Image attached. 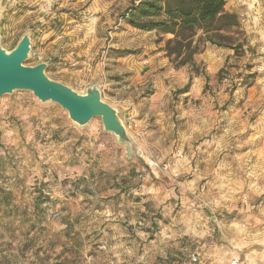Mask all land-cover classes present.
Masks as SVG:
<instances>
[{"label": "rangeland", "instance_id": "374dc122", "mask_svg": "<svg viewBox=\"0 0 264 264\" xmlns=\"http://www.w3.org/2000/svg\"><path fill=\"white\" fill-rule=\"evenodd\" d=\"M133 1L0 0L3 48L30 34L25 66L79 94L99 84L136 144L5 95L0 264H264V0H228L242 46L205 43L180 68L125 22Z\"/></svg>", "mask_w": 264, "mask_h": 264}, {"label": "trees", "instance_id": "16d2710c", "mask_svg": "<svg viewBox=\"0 0 264 264\" xmlns=\"http://www.w3.org/2000/svg\"><path fill=\"white\" fill-rule=\"evenodd\" d=\"M227 2L134 0L123 19L135 30L155 33L158 43L164 42L166 57L176 68L196 66L195 57L202 52L205 43L234 50L242 46L237 39L238 16L226 11ZM12 199V193L0 183L1 213L13 212Z\"/></svg>", "mask_w": 264, "mask_h": 264}, {"label": "water", "instance_id": "95a60500", "mask_svg": "<svg viewBox=\"0 0 264 264\" xmlns=\"http://www.w3.org/2000/svg\"><path fill=\"white\" fill-rule=\"evenodd\" d=\"M30 53V34H24L11 52L3 48L0 39V100L17 91H29L43 104L59 105L67 111L71 122L80 128H85L94 118H100L104 131L112 134L117 143L126 146L131 157L135 156V141L120 111L103 101L99 84H93L85 94H79L69 86L50 79L46 75L47 63L25 66Z\"/></svg>", "mask_w": 264, "mask_h": 264}, {"label": "built area", "instance_id": "2783aa9c", "mask_svg": "<svg viewBox=\"0 0 264 264\" xmlns=\"http://www.w3.org/2000/svg\"><path fill=\"white\" fill-rule=\"evenodd\" d=\"M180 158H182V154H180ZM146 163L148 165V168H150V170L169 171L171 168L168 163H161V162H158L157 160H155L153 158H149L146 161ZM226 264H240V261L235 259V260H232Z\"/></svg>", "mask_w": 264, "mask_h": 264}, {"label": "crops", "instance_id": "0c3cea01", "mask_svg": "<svg viewBox=\"0 0 264 264\" xmlns=\"http://www.w3.org/2000/svg\"><path fill=\"white\" fill-rule=\"evenodd\" d=\"M228 3V2H227ZM226 11H227V6H226ZM228 12V11H227ZM229 13V12H228ZM231 14H234V13H231Z\"/></svg>", "mask_w": 264, "mask_h": 264}]
</instances>
